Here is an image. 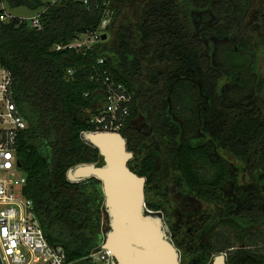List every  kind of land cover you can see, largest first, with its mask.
<instances>
[{
	"label": "trees",
	"instance_id": "obj_1",
	"mask_svg": "<svg viewBox=\"0 0 264 264\" xmlns=\"http://www.w3.org/2000/svg\"><path fill=\"white\" fill-rule=\"evenodd\" d=\"M4 1L41 16V31L27 20H0V66L11 72L13 98L28 122L17 147L25 196L69 264H99L92 254L104 240L101 181L67 178L76 165L101 160L82 134L95 130L89 115L100 107L104 70L132 94L121 133L134 141L142 126L165 134L175 150L132 170L151 187H187L189 194L178 187L175 196L181 210L206 214L203 203L218 204L222 190L221 219L194 222L207 237L192 248L190 264H210L218 254L227 264H264V0ZM106 9L114 13L110 39L84 52L69 48L98 31ZM204 136L201 144L186 141ZM171 163L174 180L165 171Z\"/></svg>",
	"mask_w": 264,
	"mask_h": 264
},
{
	"label": "built area",
	"instance_id": "obj_2",
	"mask_svg": "<svg viewBox=\"0 0 264 264\" xmlns=\"http://www.w3.org/2000/svg\"><path fill=\"white\" fill-rule=\"evenodd\" d=\"M58 0H55V3ZM88 4L90 0H78ZM4 11V10H2ZM113 11L106 9L98 31L79 37L68 45L78 52L91 49L102 42L113 18ZM5 12L1 21H8ZM30 25L41 31L43 25L38 14ZM62 47L56 46V50ZM99 64H104L100 59ZM72 73L71 71H69ZM102 100L97 112H90L93 133L120 132L130 115L132 94L128 88L113 80L104 70ZM12 74L0 66V260L2 264H69L66 251L60 246L51 245L35 212L34 202L25 196L27 175L19 166L17 147L20 134L28 129V122L20 113L12 95ZM103 254L102 257L99 255ZM96 263H112L111 254L102 250L92 254Z\"/></svg>",
	"mask_w": 264,
	"mask_h": 264
},
{
	"label": "water",
	"instance_id": "obj_3",
	"mask_svg": "<svg viewBox=\"0 0 264 264\" xmlns=\"http://www.w3.org/2000/svg\"><path fill=\"white\" fill-rule=\"evenodd\" d=\"M107 39L104 34L102 40ZM82 139L99 150L101 160L76 165L67 178L72 183L90 178L101 181L107 226L102 250L111 254V264H185L164 218L147 207V179L130 168L133 153L124 134L84 132ZM210 264H227V255L214 257Z\"/></svg>",
	"mask_w": 264,
	"mask_h": 264
},
{
	"label": "flooded vegetation",
	"instance_id": "obj_4",
	"mask_svg": "<svg viewBox=\"0 0 264 264\" xmlns=\"http://www.w3.org/2000/svg\"><path fill=\"white\" fill-rule=\"evenodd\" d=\"M137 131L138 135L135 136L134 141L132 136L128 135L126 132L123 133L127 141L128 150L131 148V152L133 153V158L129 163L131 169L134 170V168H137L138 166L141 168V165L146 158L155 156L157 153H165L166 157H169L170 154L174 153L175 150L173 147L169 149L171 142L168 141V138L165 134L163 135L160 133L158 134L152 133L151 131H145L144 127L142 126L137 127ZM206 137L207 136L201 137L199 140H195L194 138H192L194 140H191L188 138L186 141L188 144H190L192 141H194L192 144H201V142H203ZM179 138L181 141L184 140L183 136ZM165 171L170 174V178L173 180L178 173L176 170H174L173 163H171L170 167H166ZM146 179L148 178L146 177ZM164 186L165 188L162 190L158 186H149L147 182L145 189L146 204L149 209V205L151 204L166 202L165 204H162V206L150 210L162 215L166 225L169 228V232L173 241L183 253L186 264H190V252L192 251V248L195 247L197 242L202 244L203 239L207 237L206 231L204 230L201 233L196 232L194 222L202 219H208L209 221L216 222L221 219V212L219 211L222 209L220 205L222 190L221 188H218L217 190L218 199L216 201L219 203H216L213 207L203 203L205 210H208V212L206 214H200L199 212L192 211L193 208H191L189 205H185L183 210L180 209V204L177 202L175 197L178 194V187L182 190L180 184L177 183V188H172L174 187L173 183L165 181ZM184 186H186V184ZM182 191L186 194L190 193V190H188L187 187H183ZM164 195H166V198H164Z\"/></svg>",
	"mask_w": 264,
	"mask_h": 264
},
{
	"label": "rangeland",
	"instance_id": "obj_5",
	"mask_svg": "<svg viewBox=\"0 0 264 264\" xmlns=\"http://www.w3.org/2000/svg\"><path fill=\"white\" fill-rule=\"evenodd\" d=\"M45 3H49V2H54L55 0H43ZM4 10L5 14L10 16L11 18H19L22 20H27L30 21L32 18L36 17L38 15L37 11H32L29 10L28 8L25 7H18V8H11L8 6V4L4 1V0H0V11ZM110 34H108V39H110ZM258 64L261 68V72L264 74V59L262 58V56L260 55L258 58ZM227 159L233 161L236 163V159L230 155V154H226ZM106 222L104 220V225H103V230L106 229ZM219 230V229H218ZM262 230H264V227L262 228ZM220 231V230H219ZM229 231H231L230 229H225L223 230V234L224 233H228ZM206 242V240H204ZM100 251V250H99ZM98 251V252H99ZM103 254H100L99 256L102 257ZM220 256L219 254L216 255L215 257ZM108 259V258H106ZM103 260V263L107 264V260Z\"/></svg>",
	"mask_w": 264,
	"mask_h": 264
}]
</instances>
